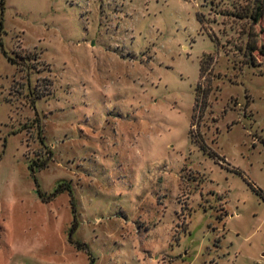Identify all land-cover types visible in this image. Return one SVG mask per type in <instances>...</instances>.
Here are the masks:
<instances>
[{
	"label": "rangeland",
	"instance_id": "374dc122",
	"mask_svg": "<svg viewBox=\"0 0 264 264\" xmlns=\"http://www.w3.org/2000/svg\"><path fill=\"white\" fill-rule=\"evenodd\" d=\"M263 50L264 0H0V264H264Z\"/></svg>",
	"mask_w": 264,
	"mask_h": 264
},
{
	"label": "trees",
	"instance_id": "16d2710c",
	"mask_svg": "<svg viewBox=\"0 0 264 264\" xmlns=\"http://www.w3.org/2000/svg\"><path fill=\"white\" fill-rule=\"evenodd\" d=\"M259 9H261V6H258ZM255 17V20L258 21L259 19V14L258 12H256V14L254 15ZM257 49V46L254 44L252 46H250V50H251V53H253V51H255ZM263 53H264V50H263ZM205 64L202 65V71L204 72L205 71Z\"/></svg>",
	"mask_w": 264,
	"mask_h": 264
}]
</instances>
